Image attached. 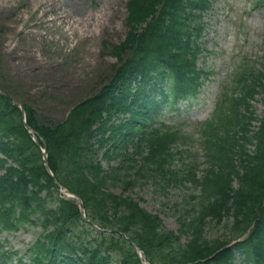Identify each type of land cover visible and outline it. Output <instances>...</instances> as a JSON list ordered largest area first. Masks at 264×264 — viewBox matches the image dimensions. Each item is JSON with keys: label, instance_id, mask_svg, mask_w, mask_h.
<instances>
[{"label": "trees", "instance_id": "1", "mask_svg": "<svg viewBox=\"0 0 264 264\" xmlns=\"http://www.w3.org/2000/svg\"><path fill=\"white\" fill-rule=\"evenodd\" d=\"M210 6V0H128L126 36L111 50L118 63L107 82L54 128L25 106L27 123L45 140L49 167L59 182L82 196L103 227L131 234L154 264H234L231 249L218 252L228 240L205 237L220 227L230 239L249 232L235 250L246 264H264V112L257 117L250 103L258 95L264 107V65L237 75L212 119L201 126L196 145L204 151L206 168L200 177L196 165L172 168L175 155L182 153L177 147L188 144L191 134L146 125L151 121L147 113L157 110L158 102L172 97L176 103L192 94L189 81L199 73L189 37L200 36V19ZM0 150L15 166L5 168L0 178L1 223L15 228L14 222L23 224L37 212L59 217L60 224L80 221L77 209L63 200L56 211L47 210L55 186L28 141L19 110L1 97ZM100 153L118 166L105 171ZM157 177L167 184L185 179L199 189L176 210L179 232L189 235L186 245L130 196L106 189L121 184L127 191ZM118 212L119 220L109 222ZM89 231L94 241L96 235L104 238ZM128 263L138 264L132 258Z\"/></svg>", "mask_w": 264, "mask_h": 264}, {"label": "rangeland", "instance_id": "2", "mask_svg": "<svg viewBox=\"0 0 264 264\" xmlns=\"http://www.w3.org/2000/svg\"><path fill=\"white\" fill-rule=\"evenodd\" d=\"M42 1L0 0V85H15L22 101L42 117L57 122L74 103L92 95L108 80L118 62L111 49L124 40L127 31V0ZM255 1L214 0L199 60L202 67L211 70L210 78L188 108L184 102L177 113L173 112L176 115L163 119L166 124L180 119L189 124L183 131L197 133V125L211 115L219 86L228 84L239 67H260L264 9L255 10ZM254 105L256 114L261 115L262 106ZM188 162L201 164L202 170V152L177 155L173 164L180 168ZM103 164L105 169L109 167ZM158 179L141 182L129 194L141 207L157 214L167 229L176 231L173 212L191 189L170 186L162 191L157 183L151 184ZM114 191L120 192L119 186ZM34 233L0 234V240L6 238L10 246L19 249ZM223 234L218 228L208 230L205 237Z\"/></svg>", "mask_w": 264, "mask_h": 264}, {"label": "bare ground", "instance_id": "3", "mask_svg": "<svg viewBox=\"0 0 264 264\" xmlns=\"http://www.w3.org/2000/svg\"><path fill=\"white\" fill-rule=\"evenodd\" d=\"M40 1H42V0H40ZM43 1H44V0H43ZM43 1H42V2H43ZM64 17H65V16H64Z\"/></svg>", "mask_w": 264, "mask_h": 264}, {"label": "water", "instance_id": "4", "mask_svg": "<svg viewBox=\"0 0 264 264\" xmlns=\"http://www.w3.org/2000/svg\"><path fill=\"white\" fill-rule=\"evenodd\" d=\"M1 94V93H0ZM1 95H3V94H1ZM3 96H5V95H3Z\"/></svg>", "mask_w": 264, "mask_h": 264}]
</instances>
